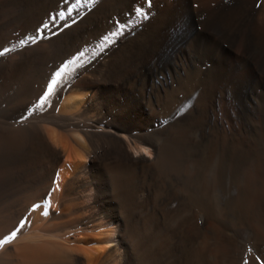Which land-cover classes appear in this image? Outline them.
<instances>
[{"label": "bare ground", "instance_id": "1", "mask_svg": "<svg viewBox=\"0 0 264 264\" xmlns=\"http://www.w3.org/2000/svg\"><path fill=\"white\" fill-rule=\"evenodd\" d=\"M17 229L0 264H264V0H0Z\"/></svg>", "mask_w": 264, "mask_h": 264}, {"label": "snow or ice", "instance_id": "2", "mask_svg": "<svg viewBox=\"0 0 264 264\" xmlns=\"http://www.w3.org/2000/svg\"><path fill=\"white\" fill-rule=\"evenodd\" d=\"M69 11H71V9H69ZM137 14H138V15H141V16H146V13H145L144 11H142V10H139V9L137 10ZM58 17H59V18H63V13H58ZM44 27H45V28L48 27V23H47V22L45 23ZM39 31H40V30H38V32H39ZM113 35H116V33H113ZM39 38H40V37H39L38 35H33V36H31V37H28L27 39H23V38H22V39L20 40V44H25V43H27V42H32V43H34V42H36ZM4 51L7 52V51H9V49L5 48ZM52 83H55V82L52 81ZM48 91H49V92L51 91V87H49ZM46 99H47V95H44L43 98H41V99L39 100V104H43L44 100H46ZM34 107H35V105H34ZM36 207H39V205H37ZM43 214H44V215H47L48 213H47V211H45ZM20 227H23V224H21ZM17 231H18V229H17L16 231H13V232L11 233V235H9L7 238H5V239H3V240H0V245H6V244H8L11 240H13V239L16 237V235H17Z\"/></svg>", "mask_w": 264, "mask_h": 264}]
</instances>
